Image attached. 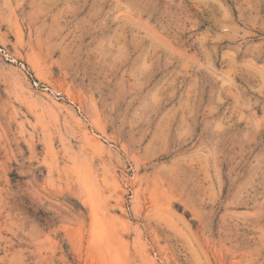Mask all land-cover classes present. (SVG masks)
<instances>
[{"label": "rangeland", "instance_id": "1", "mask_svg": "<svg viewBox=\"0 0 264 264\" xmlns=\"http://www.w3.org/2000/svg\"><path fill=\"white\" fill-rule=\"evenodd\" d=\"M0 264H264V0H0Z\"/></svg>", "mask_w": 264, "mask_h": 264}]
</instances>
